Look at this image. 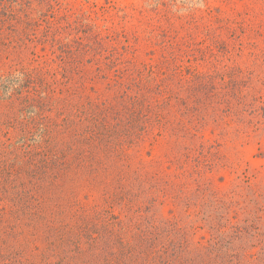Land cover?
<instances>
[{"label": "trees", "instance_id": "16d2710c", "mask_svg": "<svg viewBox=\"0 0 264 264\" xmlns=\"http://www.w3.org/2000/svg\"><path fill=\"white\" fill-rule=\"evenodd\" d=\"M21 4L0 0V264H264V232L256 227L232 225L227 233L230 220L211 218L210 240L196 242L164 237L167 227L142 220L140 210L126 219L114 214L115 205L133 210L159 187L150 180L162 178L134 167L127 148L156 128L191 137L180 117L195 107L155 99L162 85H145L134 64L127 83L117 81L120 101L86 97L89 80L106 77L102 42L61 44L56 69L34 64L33 43L49 40L53 27L39 38L38 20L25 5L16 9Z\"/></svg>", "mask_w": 264, "mask_h": 264}, {"label": "rangeland", "instance_id": "374dc122", "mask_svg": "<svg viewBox=\"0 0 264 264\" xmlns=\"http://www.w3.org/2000/svg\"><path fill=\"white\" fill-rule=\"evenodd\" d=\"M30 6L24 8L38 20L39 38L53 27L49 40L33 43L34 64L56 69L61 44L102 42L106 77L89 80L86 97L120 101L124 85L117 81L126 84L134 64L145 85L156 84V91L162 85L155 99L195 107L180 117L195 137L156 128L127 148L134 167L162 178L150 180L159 187L133 210L115 205L117 217L140 210L142 220L167 227L164 237L185 234L196 242L210 240L211 218L230 220L227 233L232 225L264 232V0H31ZM214 193L231 209L215 204Z\"/></svg>", "mask_w": 264, "mask_h": 264}]
</instances>
